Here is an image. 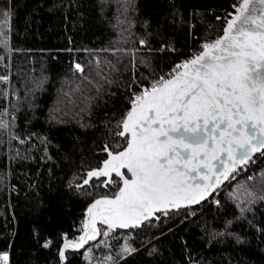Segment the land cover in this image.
Here are the masks:
<instances>
[{"label": "trees", "instance_id": "obj_1", "mask_svg": "<svg viewBox=\"0 0 264 264\" xmlns=\"http://www.w3.org/2000/svg\"><path fill=\"white\" fill-rule=\"evenodd\" d=\"M235 3L0 0L10 13L0 21L10 48L0 47V120L9 123L0 130V254L9 264L62 262L64 237H76L88 207L72 182L100 165L105 146L125 144L116 133L133 93L218 37ZM254 159L202 204L67 248L63 264H264V152Z\"/></svg>", "mask_w": 264, "mask_h": 264}, {"label": "snow or ice", "instance_id": "obj_2", "mask_svg": "<svg viewBox=\"0 0 264 264\" xmlns=\"http://www.w3.org/2000/svg\"><path fill=\"white\" fill-rule=\"evenodd\" d=\"M233 9L222 36L204 43L203 51L150 87L133 93L116 133L125 139L123 150L113 153L106 147L110 159L83 181L87 185L92 178L105 177L102 186H122L113 198L91 204V230L79 242L65 236L61 260L65 249L82 247L98 234L97 217L110 230L135 228L157 212L198 203L236 164L264 150V0H237ZM9 16L0 11L3 23ZM0 37V47L10 50L2 24ZM74 67L84 71L79 63ZM8 128L9 123L0 120V130ZM13 138L25 143L19 136ZM123 251L136 249L125 245ZM8 260L7 253L0 254L3 264Z\"/></svg>", "mask_w": 264, "mask_h": 264}, {"label": "flooded vegetation", "instance_id": "obj_3", "mask_svg": "<svg viewBox=\"0 0 264 264\" xmlns=\"http://www.w3.org/2000/svg\"><path fill=\"white\" fill-rule=\"evenodd\" d=\"M121 148V146L119 147ZM116 148V149H119ZM105 153V156L107 155V152L105 150H102ZM124 172L126 173L127 171L124 170ZM129 175V174H128ZM86 177V171L84 170L83 173L79 176V181H74L72 182V185L75 187L76 191L78 194L85 196L88 200V207H87V214H88V208L90 206V203L93 201V199H95L98 196H110V195H114L119 187L120 184H110L107 187L102 186L101 181L105 180V177H101L99 179L97 178H92V180H90L89 184L85 185L82 182L84 181ZM114 177V174H113ZM83 186H86V188L88 189V191L84 192V190L81 188ZM95 188H97V192H95ZM172 211V210H171ZM169 211V212H171ZM86 214V216H87ZM168 214V212L162 213V212H157L156 216H153L152 218H156L157 220H161L163 218L166 217V215ZM85 216V219H86ZM98 220L97 222L99 223V227H100V237L103 236L104 232H110L111 237L113 235H115L117 233L118 230H126L127 232H133V233H137L139 228L141 227V225L135 227V228H126V229H122V228H116V229H108L107 225H105L104 223L100 222L99 217H97ZM85 221V220H84ZM87 225V227H86ZM92 227V223L91 221H87L86 223H84L82 225V228L80 229V232L76 235L75 238H80L82 235H84V232L86 231H90ZM99 237V238H100ZM111 239V238H110ZM90 243L84 245L83 247H78V248H69V250L72 251H81L82 249L86 248Z\"/></svg>", "mask_w": 264, "mask_h": 264}, {"label": "water", "instance_id": "obj_4", "mask_svg": "<svg viewBox=\"0 0 264 264\" xmlns=\"http://www.w3.org/2000/svg\"><path fill=\"white\" fill-rule=\"evenodd\" d=\"M228 19H230V17H228ZM222 35H223V32H222L218 37H220V36H222ZM218 37L211 39L209 42H212V41L216 40ZM201 51H203V49L199 50L197 53H199V52H201ZM192 57H193V56H192ZM192 57H190L189 59H191ZM189 59H188V60H189ZM186 61H187V60H186ZM126 112H127V111H126ZM125 114H126V113H125ZM125 114H124V116H125ZM122 119H123V118H122ZM124 146H125V144H124L120 149H118V150H116V151H112L108 146H105V148L107 147L108 151H111V152H113V153H117V152L122 151L123 148H124ZM105 151H106V150H105ZM108 151H106V152H107V155H106V157L101 161V163H100L99 166H96V167H94V168H91V169L86 170V177H85V179L87 178V173H88L89 171L94 170V169H100V168H102V167H103V164H104V161L110 159V157H109V155H108ZM262 151H263V150L253 152V153L251 154V156H250L247 160H245V161L242 162V163H238V164H236L235 169H234L233 171H231V172L228 174L227 179H224L223 177H221V183L219 184V186L216 187L215 190L212 191L211 194H210L209 196H207L205 199L200 200L198 203H195V204H191V205H187V206H181L180 208L193 207V206H197V205H200V204H202L203 202H205L207 199H209V198L212 197L214 194H216L217 192H219L222 188H224V187H225V186L231 181L232 177L234 176V174H235L237 171H239L241 168L245 167V166H246L251 160H253V158L256 157L257 154L261 153ZM229 163H230V162H229ZM124 170H126V169H122L123 172H124ZM126 171H127V170H126ZM129 175H130V174H129ZM106 179H107V178H106ZM82 183H83V182H82ZM120 186H122V185L120 184L119 187H120ZM119 187H118V188H119ZM117 191H118V189H117ZM117 191H116V192H117ZM114 195H115V194H114ZM114 195H110V196H98V197H96L95 199H93V201L90 203V206H91V204H92L96 199H100V198H102V197L113 198ZM90 206H89V207H90ZM180 208H179V209H180ZM171 210H178V209H171ZM171 210H169V211H171ZM169 211H168V212H169ZM153 216H156V213H155ZM153 216L149 217L148 219L152 218ZM87 221H91V217H90L89 214H87L84 223H86ZM97 221H98V220L95 221V228L97 229L98 234H97L93 239L87 240L86 243L83 244V246L86 245V244H88V243L94 242L96 239H98V238L100 237V227H99V223H98ZM144 221H146V220H144ZM144 221H142V222L140 223V225H141ZM100 222H101V221H100ZM105 225H106V224H105ZM107 227H108V226H107ZM115 229H116V228H115ZM125 229H126V228H125ZM68 239H69V240H72V241H74V242H79V238H68ZM63 242H64V241H63ZM63 242H62V244H63ZM62 244H61V246H62ZM83 246H82V247H83ZM60 248H61V247H60ZM64 252H65V258L62 260V262H61L60 264L65 263V261H66V259H67L66 249L64 250Z\"/></svg>", "mask_w": 264, "mask_h": 264}, {"label": "rangeland", "instance_id": "obj_5", "mask_svg": "<svg viewBox=\"0 0 264 264\" xmlns=\"http://www.w3.org/2000/svg\"><path fill=\"white\" fill-rule=\"evenodd\" d=\"M78 181V180H77ZM83 190H84V192H86V191H88V189L86 188V186H83V187H81ZM95 192H97V188H95ZM104 233H107V235H105V234H103V236H104V238L105 239H103L102 241L103 242H109V240H110V238H111V234H110V232H104Z\"/></svg>", "mask_w": 264, "mask_h": 264}, {"label": "built area", "instance_id": "obj_6", "mask_svg": "<svg viewBox=\"0 0 264 264\" xmlns=\"http://www.w3.org/2000/svg\"><path fill=\"white\" fill-rule=\"evenodd\" d=\"M262 152H264V150H263ZM253 160H255V159L253 158ZM2 264H3V262H2ZM8 264H9V263H8Z\"/></svg>", "mask_w": 264, "mask_h": 264}]
</instances>
